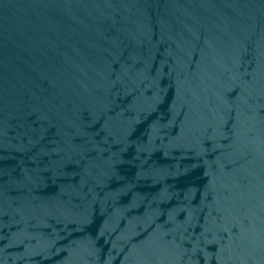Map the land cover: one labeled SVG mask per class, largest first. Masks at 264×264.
I'll return each mask as SVG.
<instances>
[{"label": "water", "instance_id": "water-1", "mask_svg": "<svg viewBox=\"0 0 264 264\" xmlns=\"http://www.w3.org/2000/svg\"><path fill=\"white\" fill-rule=\"evenodd\" d=\"M0 264H264V0H0Z\"/></svg>", "mask_w": 264, "mask_h": 264}]
</instances>
